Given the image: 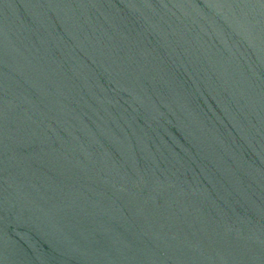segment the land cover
<instances>
[{
    "label": "water",
    "instance_id": "95a60500",
    "mask_svg": "<svg viewBox=\"0 0 264 264\" xmlns=\"http://www.w3.org/2000/svg\"><path fill=\"white\" fill-rule=\"evenodd\" d=\"M0 264H264V0H0Z\"/></svg>",
    "mask_w": 264,
    "mask_h": 264
}]
</instances>
